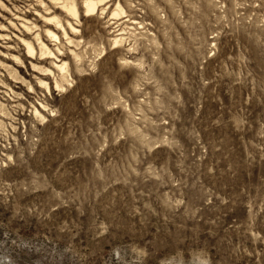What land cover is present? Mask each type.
Segmentation results:
<instances>
[{
  "label": "rangeland",
  "instance_id": "374dc122",
  "mask_svg": "<svg viewBox=\"0 0 264 264\" xmlns=\"http://www.w3.org/2000/svg\"><path fill=\"white\" fill-rule=\"evenodd\" d=\"M65 1L0 0V264H264V0Z\"/></svg>",
  "mask_w": 264,
  "mask_h": 264
},
{
  "label": "bare ground",
  "instance_id": "6f19581e",
  "mask_svg": "<svg viewBox=\"0 0 264 264\" xmlns=\"http://www.w3.org/2000/svg\"><path fill=\"white\" fill-rule=\"evenodd\" d=\"M52 1V0H51ZM55 1V0H53ZM63 6L65 7L66 11L69 13V14H72V15H76L77 11H76V7H75V4L73 3L72 0H67L64 2ZM83 6H84V9H85V12L86 13H91L93 11H95L96 9V6H97V2L94 1V0H84L83 2ZM36 25H33V24H30L29 26H27V29L28 30H32L33 28H35ZM35 32V31H34ZM47 34L56 39L57 36L55 33H53L52 31L50 30H47ZM39 35L40 33L39 32H36L35 33V36L39 39ZM114 42H118V38H115L114 39ZM39 50L41 52L40 55H43L45 53H51L43 44H40V47H39ZM26 51H27V54H28V57H31L34 55V48L33 46L31 45L30 42H26ZM58 67H60L61 69H63L64 67L62 65H59ZM43 70V69H42ZM35 112L37 113V110L35 109Z\"/></svg>",
  "mask_w": 264,
  "mask_h": 264
}]
</instances>
